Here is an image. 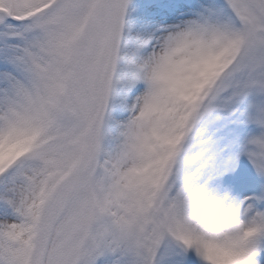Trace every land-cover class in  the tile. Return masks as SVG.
I'll return each mask as SVG.
<instances>
[{
  "label": "snow or ice",
  "instance_id": "1",
  "mask_svg": "<svg viewBox=\"0 0 264 264\" xmlns=\"http://www.w3.org/2000/svg\"><path fill=\"white\" fill-rule=\"evenodd\" d=\"M0 264H264V0H0Z\"/></svg>",
  "mask_w": 264,
  "mask_h": 264
}]
</instances>
